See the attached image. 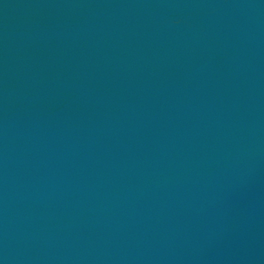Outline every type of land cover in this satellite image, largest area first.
I'll return each instance as SVG.
<instances>
[{"label": "water", "instance_id": "obj_1", "mask_svg": "<svg viewBox=\"0 0 264 264\" xmlns=\"http://www.w3.org/2000/svg\"><path fill=\"white\" fill-rule=\"evenodd\" d=\"M0 264H264V0H0Z\"/></svg>", "mask_w": 264, "mask_h": 264}]
</instances>
